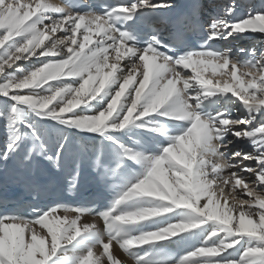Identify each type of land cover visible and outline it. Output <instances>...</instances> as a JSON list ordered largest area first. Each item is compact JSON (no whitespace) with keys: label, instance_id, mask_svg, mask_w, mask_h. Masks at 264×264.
<instances>
[{"label":"snow or ice","instance_id":"obj_1","mask_svg":"<svg viewBox=\"0 0 264 264\" xmlns=\"http://www.w3.org/2000/svg\"><path fill=\"white\" fill-rule=\"evenodd\" d=\"M238 9L0 0V264H264V42L234 43L264 0Z\"/></svg>","mask_w":264,"mask_h":264},{"label":"bare ground","instance_id":"obj_2","mask_svg":"<svg viewBox=\"0 0 264 264\" xmlns=\"http://www.w3.org/2000/svg\"><path fill=\"white\" fill-rule=\"evenodd\" d=\"M221 1H224V0H221ZM226 1V0H225ZM254 1V7H256V8H260L261 6H262V0H242V3L244 2V3H246V4H251V2H253ZM227 2V1H226ZM205 3L206 4H208V5H210L211 7H216L217 6V3H219V2H216V0H208L207 2H206V0H205ZM226 4V3H225ZM239 13V12H238ZM239 14H241V12L239 13ZM260 34H253V35H251V36H244L243 38H240L239 40H237V41H235L234 43H238V44H242V42L244 43L245 41H247V40H249V41H255V42H257V44H260V41H261V39H263L262 40V42H264V37L262 38L261 36H259ZM258 36V37H257ZM264 36V35H263ZM255 38H257V39H255ZM253 41V42H254ZM249 45V44H248ZM241 46H243V45H241ZM232 147H235V145H233ZM229 150H231V149H229ZM90 219V218H89ZM115 251V254L116 255H118V256H121L122 257V254L118 251V250H114Z\"/></svg>","mask_w":264,"mask_h":264},{"label":"rangeland","instance_id":"obj_3","mask_svg":"<svg viewBox=\"0 0 264 264\" xmlns=\"http://www.w3.org/2000/svg\"><path fill=\"white\" fill-rule=\"evenodd\" d=\"M208 0H206V2H207ZM210 1V0H209ZM227 1V2H226ZM224 0V1H221V0H216V2H219V3H217V5H223V4H225V3H228L229 2V0ZM236 2H237V4L239 5V9H238V12L240 13L241 12V14H243V13H245L246 11H248L251 7H254V1L253 2H251V4H246V3H242V0H236ZM259 36H261L262 38L264 37L263 35H259ZM258 37V36H257ZM255 39H257V38H255ZM262 40L263 39H261V41H260V43H262ZM254 41V40H253ZM252 40L251 41H249V44L250 43H252L253 42ZM255 42V41H254ZM239 43V42H238ZM257 43V42H256ZM243 44H245V46H247V42L246 43H243L242 42V44L241 45H243Z\"/></svg>","mask_w":264,"mask_h":264}]
</instances>
